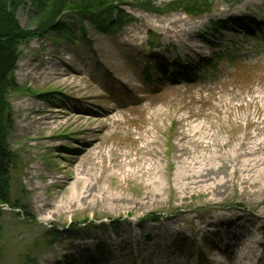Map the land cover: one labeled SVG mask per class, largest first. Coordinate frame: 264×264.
<instances>
[{
    "label": "rangeland",
    "instance_id": "rangeland-1",
    "mask_svg": "<svg viewBox=\"0 0 264 264\" xmlns=\"http://www.w3.org/2000/svg\"><path fill=\"white\" fill-rule=\"evenodd\" d=\"M171 1L154 0L157 6ZM210 1L209 14L190 18L145 13L126 0L134 20L115 36L87 23L81 32L66 16L63 31L21 49L8 140L18 156L11 180L20 213L6 211L0 222L9 264L26 250L35 264H264V165L246 184L228 168L219 175L227 183L218 195L174 188V158L193 130L211 126L228 143L223 152L264 140V0ZM36 11L26 0L19 24L32 28ZM240 18L256 26L252 33L228 24ZM176 59L193 69L195 81L180 77ZM171 75L178 80L169 81ZM151 136L167 177L166 195L155 200L144 199L129 168L120 169L123 155L136 159ZM94 141L98 157L80 165ZM78 176L90 183L87 205L50 219L39 211L38 198L55 211L80 186ZM120 195L128 201L112 199ZM152 215L160 219L152 222Z\"/></svg>",
    "mask_w": 264,
    "mask_h": 264
},
{
    "label": "trees",
    "instance_id": "trees-1",
    "mask_svg": "<svg viewBox=\"0 0 264 264\" xmlns=\"http://www.w3.org/2000/svg\"><path fill=\"white\" fill-rule=\"evenodd\" d=\"M126 0H33L36 13L32 20V28H23L17 20L18 9L26 0H0V206L7 205L11 209H19L12 197V175L17 170L18 156L9 145V136L13 131L14 121L9 99L10 92L16 90L14 73L20 60L21 49L34 39H42L49 34H57L65 28L63 18L70 16L79 23L82 32L87 23L99 33L114 36L133 22V18L125 12ZM132 5L145 13L165 15L173 12L184 13L188 17H199L211 11L210 0H173L157 6L154 0H130ZM238 0L237 2H240ZM246 20H239V24ZM252 29L251 25L246 26ZM173 67L182 69L184 78L194 81L195 75L184 68L179 60ZM143 73L150 84L149 67ZM170 80H175L172 76ZM10 114V118H8ZM20 210V209H19ZM11 214V213H10ZM6 212L0 208V222ZM22 220L29 219L28 214H11ZM151 221L160 218L152 215ZM3 228L0 224V244ZM50 244V243H49ZM14 263L35 264L32 250L19 253ZM0 264H9L0 246Z\"/></svg>",
    "mask_w": 264,
    "mask_h": 264
},
{
    "label": "bare ground",
    "instance_id": "bare-ground-1",
    "mask_svg": "<svg viewBox=\"0 0 264 264\" xmlns=\"http://www.w3.org/2000/svg\"><path fill=\"white\" fill-rule=\"evenodd\" d=\"M50 74L49 72L48 75ZM64 82L66 83L67 80H64ZM260 103L264 106L263 98H261ZM227 112L229 113V111ZM248 117L249 115L246 119ZM110 120H114L113 117ZM44 124L48 123L44 122ZM211 128V126L208 128L204 126L197 131L193 130L190 134L185 135V138L189 137L188 144H191L194 150L190 152L188 144L184 142L178 150L180 152L179 156H175L174 158L178 160L179 164L173 174L174 188L177 192L184 193L186 190H196L205 194L218 195L222 187L227 183V181L224 182L223 178H219V175L226 173L228 168H231L234 174L237 173L239 175L241 184L250 182L260 173L261 167L264 165V140L257 142L253 146H250L246 142H238L236 145L231 146L228 151L223 152L228 143L219 139L218 133L212 132ZM197 135L198 137L196 138ZM156 144L157 137L151 136L149 141L139 149L136 159H131V154L128 153L123 155L124 160L120 162V169L129 168L127 170L128 176L141 181V185L145 189L144 199L146 198L147 200H155L167 193V189L163 186L167 183V177L165 179L163 168L153 149V146ZM200 147L204 148L206 152H198L196 148ZM87 148L89 150L86 152V158L81 160L80 165H84L82 161L84 162L86 159L92 160L99 155V152L96 151L98 149L97 142L90 143L87 145ZM187 153L191 154V156L183 159ZM112 154L113 152L111 151L110 157ZM83 171L84 168H78V175L82 174ZM77 183L80 186H76V189L69 197L63 198L58 208L52 213L47 212L48 209L46 208L49 207L48 204L44 203L43 199L38 198V202L41 203L38 206L39 211L50 219L51 216H58L61 210L72 209L79 204L87 205V199L91 195L89 180L78 176L75 179V184ZM106 198L110 200L109 197ZM112 199L120 201V203L128 201L125 195L113 197Z\"/></svg>",
    "mask_w": 264,
    "mask_h": 264
}]
</instances>
